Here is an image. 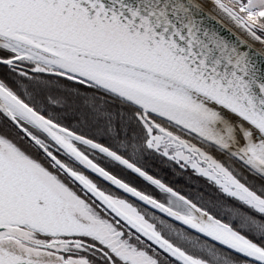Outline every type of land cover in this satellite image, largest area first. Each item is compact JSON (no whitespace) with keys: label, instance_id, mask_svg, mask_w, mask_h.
Wrapping results in <instances>:
<instances>
[{"label":"snow or ice","instance_id":"1","mask_svg":"<svg viewBox=\"0 0 264 264\" xmlns=\"http://www.w3.org/2000/svg\"><path fill=\"white\" fill-rule=\"evenodd\" d=\"M0 264H264V0H0Z\"/></svg>","mask_w":264,"mask_h":264},{"label":"trees","instance_id":"2","mask_svg":"<svg viewBox=\"0 0 264 264\" xmlns=\"http://www.w3.org/2000/svg\"><path fill=\"white\" fill-rule=\"evenodd\" d=\"M169 178H171V174H169ZM178 183L182 185L184 182L181 180V181H178Z\"/></svg>","mask_w":264,"mask_h":264}]
</instances>
